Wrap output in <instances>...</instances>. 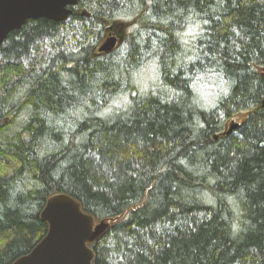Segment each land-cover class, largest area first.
I'll list each match as a JSON object with an SVG mask.
<instances>
[{"label":"trees","instance_id":"16d2710c","mask_svg":"<svg viewBox=\"0 0 264 264\" xmlns=\"http://www.w3.org/2000/svg\"><path fill=\"white\" fill-rule=\"evenodd\" d=\"M70 9L0 46V264L43 238L56 193L124 214L93 264H264V0ZM115 22L121 46L94 55Z\"/></svg>","mask_w":264,"mask_h":264},{"label":"water","instance_id":"95a60500","mask_svg":"<svg viewBox=\"0 0 264 264\" xmlns=\"http://www.w3.org/2000/svg\"><path fill=\"white\" fill-rule=\"evenodd\" d=\"M75 6L77 0H0V46L9 33L19 30L29 21L65 22L72 13L70 8ZM81 15L88 17L85 12ZM108 32L110 35L97 49L98 55L109 54L122 42L115 27L110 26ZM239 125L233 121L222 135L231 134ZM217 138L215 135L214 140ZM123 215L97 220L85 213L80 203L69 195L53 194L40 213V220L47 225L46 234L28 254L12 264H93L94 252L90 246Z\"/></svg>","mask_w":264,"mask_h":264},{"label":"rangeland","instance_id":"374dc122","mask_svg":"<svg viewBox=\"0 0 264 264\" xmlns=\"http://www.w3.org/2000/svg\"><path fill=\"white\" fill-rule=\"evenodd\" d=\"M110 26L115 27V30H116V31L119 30V32H120V34H121L122 42H123L124 39H125V36H126V34H127V29H128V27L130 26V23L115 22V23H112V24L106 26V28L104 29V32L102 33V36H101V40H100V42H99V43L95 46V48L93 49V54H94V55H97V49H98V47H99V46L101 45V43L107 38V35H108V33H109V32H108V28H109ZM122 42H121V44H122ZM121 44H120L118 47H120ZM234 122H238V121H234ZM228 127H229V125L226 126V130H227Z\"/></svg>","mask_w":264,"mask_h":264}]
</instances>
